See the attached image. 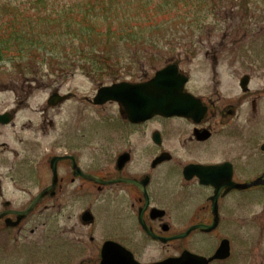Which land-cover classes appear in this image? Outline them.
Returning a JSON list of instances; mask_svg holds the SVG:
<instances>
[{"label": "flooded vegetation", "instance_id": "obj_1", "mask_svg": "<svg viewBox=\"0 0 264 264\" xmlns=\"http://www.w3.org/2000/svg\"><path fill=\"white\" fill-rule=\"evenodd\" d=\"M209 82L207 91L191 81L185 88L201 117L131 123L120 108V126L68 128L47 146L43 122L0 127V264H100L107 242L137 259L135 248L157 246L161 260L179 256L195 235L214 239L211 253L226 238L229 257L210 264H228L233 236L219 232L250 226L234 218L232 200L264 193V88ZM214 221L210 232L179 236ZM74 248L88 252L77 259Z\"/></svg>", "mask_w": 264, "mask_h": 264}, {"label": "rangeland", "instance_id": "obj_2", "mask_svg": "<svg viewBox=\"0 0 264 264\" xmlns=\"http://www.w3.org/2000/svg\"><path fill=\"white\" fill-rule=\"evenodd\" d=\"M69 2L59 0L54 5ZM14 3L16 0H0V5ZM140 3L144 7L140 10L142 15L153 16L148 22L153 30L135 42L105 40L102 46H106L110 54L100 59L99 77L92 78L80 69L72 76L59 77L57 68L67 61L72 45L65 37L60 49L54 52L40 48L32 50L40 54L39 57L27 54L17 56L15 61L14 58L0 61V111L17 107V102L26 97L28 106L23 108L18 103L20 109L14 127L19 128L29 118L37 127L43 122V131L49 132L42 140L45 146L51 145L55 136L58 142L64 140L68 128L88 127L93 133L120 126L117 106L87 105L83 96L91 97L100 84H109L116 78L136 81L148 78L170 59L178 61L181 69L192 76L200 92L211 89V80H221L222 90H225L230 82L246 73L252 76L251 88H264V0H140ZM138 20L143 22L145 18ZM53 56L57 57L51 58ZM214 58L219 60L217 75L212 69ZM82 64L81 61L76 67ZM59 85L61 91H72L77 96L58 114L56 110H46V100ZM51 119L56 129L48 124ZM24 126L30 127L29 122ZM231 203L234 218L244 217L250 226L246 231L219 232L233 236V253L228 264H261L264 262V193L251 192L247 199L235 197ZM213 241L210 236L195 235L187 246L194 252L207 254L213 248ZM74 250L77 259L88 252L83 248ZM134 251L142 261L157 260L165 255L157 246Z\"/></svg>", "mask_w": 264, "mask_h": 264}, {"label": "trees", "instance_id": "obj_3", "mask_svg": "<svg viewBox=\"0 0 264 264\" xmlns=\"http://www.w3.org/2000/svg\"><path fill=\"white\" fill-rule=\"evenodd\" d=\"M55 1L59 2L16 0L0 5V61H15L17 56L27 54L39 57L32 50L40 48L54 52L65 37L72 42V63L82 61L78 67L97 73L102 69L100 59L110 54L102 46L105 40L135 42L153 30L148 26L153 16L142 15L140 0H70L61 6H55ZM140 17L145 20L139 21Z\"/></svg>", "mask_w": 264, "mask_h": 264}, {"label": "water", "instance_id": "obj_4", "mask_svg": "<svg viewBox=\"0 0 264 264\" xmlns=\"http://www.w3.org/2000/svg\"><path fill=\"white\" fill-rule=\"evenodd\" d=\"M176 71L174 66H168L146 83H120L102 87L94 102L102 104L107 100H116L125 107L129 118L135 121L145 120L156 113L188 115L190 100L181 94L182 82H185L186 78L178 76ZM177 81L181 83L175 84ZM3 117L0 115V119ZM222 251H226L225 244L220 247L216 256H225ZM101 258V264H140L129 251L110 243L103 247ZM208 261L201 256L185 252L180 258H170L153 264H207Z\"/></svg>", "mask_w": 264, "mask_h": 264}]
</instances>
